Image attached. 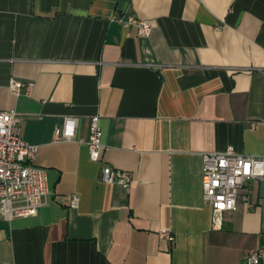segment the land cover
Returning a JSON list of instances; mask_svg holds the SVG:
<instances>
[{
	"label": "crops",
	"instance_id": "obj_1",
	"mask_svg": "<svg viewBox=\"0 0 264 264\" xmlns=\"http://www.w3.org/2000/svg\"><path fill=\"white\" fill-rule=\"evenodd\" d=\"M127 15L150 34L122 28ZM11 79L33 88L15 96ZM11 110L48 194L36 215L0 220V264H249L264 249V182L219 230L201 186L204 154H264V0H0V111ZM95 115L99 160L53 143L65 117L86 138ZM105 165L131 174L128 191L101 180Z\"/></svg>",
	"mask_w": 264,
	"mask_h": 264
},
{
	"label": "built area",
	"instance_id": "obj_2",
	"mask_svg": "<svg viewBox=\"0 0 264 264\" xmlns=\"http://www.w3.org/2000/svg\"><path fill=\"white\" fill-rule=\"evenodd\" d=\"M116 20L124 29L135 26L140 36L150 34V23L134 15L117 17ZM8 88L15 96L22 89H25V94H29L33 83L11 79ZM21 122L22 116L15 111H0V220L7 222L36 215L48 194L45 171L32 164L37 146L21 138ZM77 125V117H65L53 131V143L75 141L86 144L89 158L99 160L107 149L102 142L99 116L90 117L86 138L76 137ZM101 180L128 191L132 176L126 171L105 165L101 169ZM254 180L264 182V154L242 155L233 147H228L223 152L203 155L201 186L203 199L211 207L213 229L222 228L223 213L236 209L239 195L245 204H250L249 191L244 194L241 191ZM78 203L79 197L75 195L69 200L72 208L77 207ZM158 235L169 242L174 241L168 229H160ZM246 259L249 264H259L264 259V249H251Z\"/></svg>",
	"mask_w": 264,
	"mask_h": 264
}]
</instances>
